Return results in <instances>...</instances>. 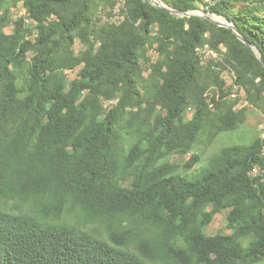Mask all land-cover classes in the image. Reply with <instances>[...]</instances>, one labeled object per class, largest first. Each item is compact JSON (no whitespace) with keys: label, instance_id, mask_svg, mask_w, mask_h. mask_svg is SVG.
Returning a JSON list of instances; mask_svg holds the SVG:
<instances>
[{"label":"trees","instance_id":"16d2710c","mask_svg":"<svg viewBox=\"0 0 264 264\" xmlns=\"http://www.w3.org/2000/svg\"><path fill=\"white\" fill-rule=\"evenodd\" d=\"M160 1L263 62L152 1L0 0V264L264 263V137L170 162L264 114V0Z\"/></svg>","mask_w":264,"mask_h":264},{"label":"rangeland","instance_id":"374dc122","mask_svg":"<svg viewBox=\"0 0 264 264\" xmlns=\"http://www.w3.org/2000/svg\"><path fill=\"white\" fill-rule=\"evenodd\" d=\"M151 1V0H149ZM154 1V0H153ZM152 1V2H153ZM119 8H121V4H119L115 10V15L112 17V21L115 23L120 22L123 18L119 15ZM201 10H204V6L201 5ZM19 16V14L13 15V20L16 19ZM100 17L105 22L107 21L108 14L105 11H102L100 14ZM7 33H11V27L6 29ZM76 52H80L84 49V46L78 41L75 46ZM206 54L207 59L215 58L218 55L214 54L213 52L209 50L204 51ZM150 56L154 59V61L157 58V54L154 51H150ZM68 76L73 79L77 76V70L76 71H68ZM146 76H148V73H146ZM223 77L227 80V84L229 86L233 85L234 78L233 74L229 72H224ZM110 106L109 103L104 104V107ZM193 112H190L188 114L189 118H192ZM264 137V114H262L260 111H255L253 108L250 111L247 123L238 131L233 133H224L219 135L218 137L214 138L210 141V138L208 135H205L202 137L203 142L198 143L196 145V148L193 149L191 153L185 156H173L170 159L171 163H176L177 165H184L187 163L193 156H200L201 161L199 164H197L192 170L189 172H185L183 169L181 170V174H187V175H193L194 173L201 171L203 168L207 167L210 159L212 156L221 148L225 146H235V145H247L251 143L254 139L257 137ZM207 233L209 235H218V234H230L231 232L227 229V223H226V213L223 212L221 214H217L212 224L208 227ZM264 264V263H262Z\"/></svg>","mask_w":264,"mask_h":264},{"label":"water","instance_id":"95a60500","mask_svg":"<svg viewBox=\"0 0 264 264\" xmlns=\"http://www.w3.org/2000/svg\"><path fill=\"white\" fill-rule=\"evenodd\" d=\"M144 1H149V0H144ZM151 1H153V0H151ZM153 3H154L153 5L157 6L158 8L165 9V10L169 11L172 15L177 16V17H193V16H199V17H203V18H206V19L211 20L212 22L218 24L220 27H224V28L231 29L235 34L238 35L239 39L242 42H244L245 44H247L249 47L252 48V50L258 56V58L260 59V61L263 62L262 54L258 50V48L256 46L251 45L250 43H248L245 40V38L239 34L238 29L233 24H231L226 19H224L223 17H220V16H218L216 14H213V13L208 12V11H203V10H190V11H187V12L174 10V9L166 6L160 0H154Z\"/></svg>","mask_w":264,"mask_h":264},{"label":"built area","instance_id":"2783aa9c","mask_svg":"<svg viewBox=\"0 0 264 264\" xmlns=\"http://www.w3.org/2000/svg\"><path fill=\"white\" fill-rule=\"evenodd\" d=\"M12 14H13V15H14V14H19L20 16L26 18V23H27L29 26L35 24L31 19H29V17L27 18V12H26V10H25L23 4H20L17 8L12 9ZM69 78H70V77H69ZM70 80H71V78H70ZM233 97H235V95H234ZM116 103H117V101L109 102V104H110L111 106H113V105L116 104Z\"/></svg>","mask_w":264,"mask_h":264}]
</instances>
